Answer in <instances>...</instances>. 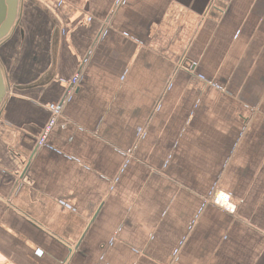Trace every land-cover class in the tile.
<instances>
[{"label":"crops","instance_id":"0c3cea01","mask_svg":"<svg viewBox=\"0 0 264 264\" xmlns=\"http://www.w3.org/2000/svg\"><path fill=\"white\" fill-rule=\"evenodd\" d=\"M17 4L0 264H264V0ZM80 71L68 126L38 149Z\"/></svg>","mask_w":264,"mask_h":264},{"label":"built area","instance_id":"2783aa9c","mask_svg":"<svg viewBox=\"0 0 264 264\" xmlns=\"http://www.w3.org/2000/svg\"><path fill=\"white\" fill-rule=\"evenodd\" d=\"M83 71H80L75 75V77L71 81V88L68 91L66 97L58 102V103H52L49 104L46 108L50 113V119L45 127L42 136L38 142V149L45 148L47 146V140L52 133L53 129L60 126L62 128H66L68 126V123L65 121H62L64 119V109L65 105L70 99V97L74 94V92L77 90L80 80L82 78ZM213 205L216 207L221 208L224 211H227L229 213H235L237 211V206L233 203V198L231 195L226 193H217L213 198Z\"/></svg>","mask_w":264,"mask_h":264},{"label":"water","instance_id":"95a60500","mask_svg":"<svg viewBox=\"0 0 264 264\" xmlns=\"http://www.w3.org/2000/svg\"><path fill=\"white\" fill-rule=\"evenodd\" d=\"M9 13L6 22L0 27V38L8 34L17 24L18 4L17 0H9ZM5 95L4 81L0 72V100Z\"/></svg>","mask_w":264,"mask_h":264}]
</instances>
